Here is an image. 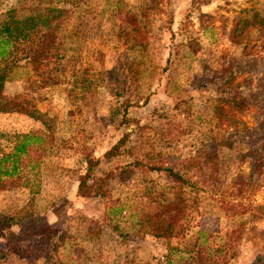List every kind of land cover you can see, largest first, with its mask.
I'll return each instance as SVG.
<instances>
[{
    "label": "trees",
    "instance_id": "1",
    "mask_svg": "<svg viewBox=\"0 0 264 264\" xmlns=\"http://www.w3.org/2000/svg\"><path fill=\"white\" fill-rule=\"evenodd\" d=\"M22 3L27 5L20 15L17 9H11L0 23V113H21L38 120L42 127L14 133L10 147L0 149V189L28 187L36 193L35 175L45 167L44 158L77 152L80 163L73 169L78 181L76 195L111 200L114 181L139 168L144 174L143 191L134 208L133 225L138 232L163 238L167 246L164 264H172V253L180 249L172 242L185 237L191 228L187 222L196 219V215L212 212L213 205H209L204 193L206 185L211 187L212 182H216L220 190H231L232 197L222 199L219 208L235 219L217 247L208 243L207 236L200 239L203 230L195 233L196 238L186 250L190 254L186 257L187 264H217L216 252L218 255L223 251L226 253L240 242L254 244L247 236L250 228L246 226V220L257 216L264 204L251 201V193L245 190L252 192L264 181V117L253 126L238 123L234 117L235 112L246 111L251 102V98L241 92L239 83L234 82L238 67L229 61L209 71L210 63L200 62V72L195 71L197 48L194 41H186L181 34L180 41L185 47L181 58L190 74L189 81L183 85L174 79L167 93V97L172 96L173 105L162 104L153 110L154 115L150 114L147 122H142L132 116L130 110L137 108L140 100L145 105L150 100L149 94L142 95L140 80L152 71L148 33L153 2L144 1L135 8L128 7L125 0H110L100 7H97V0H24ZM208 4L198 5L196 17L208 15L205 11ZM95 10L99 28L104 22L109 23L111 29L100 30L97 36L89 37L84 31V19L87 13ZM238 24L243 26H235L229 32L230 36L244 35L242 32L249 26L245 21ZM233 41L238 42L237 39ZM120 44L125 47L123 53L119 50ZM101 45L106 46L107 54ZM253 46L244 43L245 55L253 52ZM69 50L78 52L79 56L89 54L90 60L82 62L77 56L70 55ZM128 51L134 52V57L128 56ZM170 63L171 59L167 58L163 72L169 69ZM203 68L208 72L202 73ZM196 73L201 75L191 81ZM17 81H21V88L8 93L7 84ZM63 84L66 89L60 87ZM53 88L65 90L74 103L78 102V111L82 107L94 111L98 93L106 90L115 100L109 113L100 118L106 120L108 116L109 121H118L116 126L133 124L134 127L125 130L96 157L91 147L75 137L71 129L74 123L72 107H68L60 118L57 113L49 115L34 102L31 94ZM261 88L264 90V84ZM195 105H202L207 116L200 112L194 114ZM178 114L204 124L202 137L195 136L196 141L186 142L194 151L178 157L179 160L170 155L175 156L172 152L179 150V144L185 139L176 138L192 134V128L188 124L184 133L183 121L173 120ZM58 118L70 131L66 138L57 134ZM153 120L161 121L160 125L153 126ZM151 129L155 133L148 137ZM132 134L134 139H131ZM141 152L146 154L145 158L139 155ZM115 157L128 160L116 169L98 168L102 159ZM174 159L182 171L176 169ZM245 161L249 163L246 175L240 169ZM151 172L162 173L168 182L157 185L148 177ZM237 196H240L239 200H235ZM110 203L105 206L106 212L119 209ZM61 208H56L58 217L53 220L46 212L37 213L32 204L22 206L12 215L0 214V264H7L13 257L25 264L94 263L95 256L90 258L82 245L85 237H75L62 226ZM104 216L108 218L105 212ZM95 224L96 228L89 226L86 231L91 242L100 237V225ZM20 227L26 230L18 232L15 229ZM66 242L70 247L65 254L62 248L67 246ZM259 243L256 239L254 245ZM94 250L92 254L97 255ZM212 251L215 253L210 254ZM220 264H228V261Z\"/></svg>",
    "mask_w": 264,
    "mask_h": 264
},
{
    "label": "rangeland",
    "instance_id": "2",
    "mask_svg": "<svg viewBox=\"0 0 264 264\" xmlns=\"http://www.w3.org/2000/svg\"><path fill=\"white\" fill-rule=\"evenodd\" d=\"M97 7L102 3L110 0H97ZM127 6L135 8L137 4L144 1L153 2V11L149 16V36L150 50L152 51V71L144 74L140 80V91L143 96L149 94L150 100L147 105L143 100L139 101L138 107L130 110L132 116L141 119L142 122L149 120L150 114L154 115V109H158L162 104L173 105L172 96L167 97V93L172 88L174 79L180 81L183 85H187L190 74L186 68V64L182 54L185 47L180 41L183 34L186 41H194L197 48L198 60L195 58L194 69L200 72L201 63H210L209 71H213L221 64H227L232 61L238 74L234 82L239 83L241 92L251 98L250 105L246 111L235 112L234 117L238 119V123H245L253 126L264 117V90L261 84H264V0H125ZM24 0H0V23L6 17V13L11 9H17L20 15L23 7L27 5L22 3ZM209 3L205 7L208 15L201 18L196 17L198 13V5ZM25 5V6H24ZM204 9V7H202ZM96 10L87 13L84 19V31L87 36L95 37L100 30L106 32L110 30L109 23H99L95 16ZM240 21H245L249 26L242 32V36H230L229 32ZM263 24V25H261ZM207 29H204L207 26ZM237 39L238 42L233 41ZM247 42L252 47L253 52L245 55L242 50L244 43ZM100 48L107 54L106 46L101 45ZM124 45H119V50H124ZM251 49V48H250ZM251 49V50H252ZM70 55H75L82 62L90 60L89 54L78 55V52L69 50ZM130 57H134V52H126ZM107 57V55H106ZM167 58L171 59L169 69L162 71ZM115 63L117 60L112 59ZM248 61L250 63L248 64ZM183 64L185 66H183ZM246 64H248L246 66ZM203 72H208L207 68H203ZM201 75L196 73L192 78ZM21 81L7 84V92L15 93L21 88ZM66 89V84L60 86ZM63 89H45L41 93L31 94L37 106L47 111L49 115L57 113L63 118L64 111L68 107H72L73 111V133L81 142H85L94 151L95 156H100L102 151L107 149L115 140L126 130L130 131L134 126L118 125V121H109L101 119L103 114L109 113V107L114 102L108 91L101 90L97 95L95 110L87 111L82 107L78 111V102L74 103ZM196 98V96H194ZM194 114L202 113L204 115L203 106L195 105ZM207 115L205 114L204 117ZM57 120V134L68 137L69 129L63 126L62 120ZM189 118V119H188ZM192 117H184L176 115L174 121L182 120L185 133L186 127L192 128V134L177 136V140L185 139V143L179 144V150L173 151L170 156L179 160L182 155H187L194 148L188 146L186 142L196 141L195 136L202 137L201 130L204 124ZM161 121L153 120V126L157 127ZM42 127L38 120H34L21 113H0V149H8L11 135L14 133L27 132ZM67 128V129H66ZM148 137L154 135V129L148 131ZM195 134V135H193ZM133 134L131 135V139ZM134 139V138H133ZM192 147V148H191ZM145 151V153H147ZM141 152L139 155L145 158L146 154ZM173 155V156H172ZM179 157V158H178ZM80 153L68 152L66 156L50 155L44 158L45 167L36 172L35 188L38 192L32 193L28 187H11L0 189V214L12 215L26 204H32L37 213L46 212L48 217L53 220L58 217L56 208L62 207L61 219L62 226L67 228L75 237H85L82 245L86 249L88 256L95 260L92 264H164L167 256V246L165 240L152 237L142 231H137L133 225L135 221L134 208L142 195V183L144 179L143 171L139 168L133 169L127 177H118L112 189L111 200L107 198H79L76 195L78 181L73 169L79 167ZM173 160L176 169L183 170L178 161ZM125 157H115L110 160L102 159L98 165L99 169H116L121 167L123 162L127 161ZM167 163H170L167 162ZM64 166V168H62ZM243 174H248L249 163L245 161L240 165ZM151 177L157 185H164L168 180L162 173H150ZM32 179V178H31ZM258 179V178H257ZM256 179V180H257ZM34 182V180H31ZM34 187V186H33ZM220 185L212 182L211 187L206 185L204 195L212 212L205 216L196 215V219L190 220L191 228L186 231L185 237L181 240H174L172 243L180 247L179 250L173 252L171 259L172 264H187L186 257L190 254L188 250L193 240L196 238L195 233L203 230L200 237L206 238L208 243H212L213 247L222 244L224 233L231 227L232 218L228 212H224L219 208L222 199L232 197L231 190H220ZM250 194V200L259 204H264V181L254 188ZM234 198V196H233ZM237 196L235 200H239ZM110 202L114 203L118 210L112 212L107 211L105 206ZM111 204V203H110ZM201 208V206H200ZM123 209L121 213L118 211ZM104 212L108 218L104 216ZM116 212V213H115ZM97 222L100 225V237L91 242L86 235L89 226L96 228ZM23 223V221L21 222ZM20 224V223H19ZM246 226L250 228L248 238L251 242L260 240L258 245L243 244L242 242L229 248L226 253L216 252V263L220 264L224 260L228 264H264V209L257 216L246 220ZM18 232L26 230L25 227L15 228ZM246 236V234H245ZM246 236V237H247ZM63 249L64 253L69 250L66 242ZM97 250L98 254H92L93 250ZM91 253H89V251ZM94 250V251H95ZM214 250V249H213ZM215 253L212 251L210 254ZM233 253V254H232ZM67 257V255H66ZM65 257V258H66ZM131 261V262H130ZM7 264H25L23 261L13 257Z\"/></svg>",
    "mask_w": 264,
    "mask_h": 264
}]
</instances>
